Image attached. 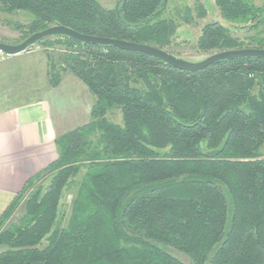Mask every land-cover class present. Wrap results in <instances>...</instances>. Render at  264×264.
<instances>
[{
  "label": "trees",
  "instance_id": "trees-1",
  "mask_svg": "<svg viewBox=\"0 0 264 264\" xmlns=\"http://www.w3.org/2000/svg\"><path fill=\"white\" fill-rule=\"evenodd\" d=\"M172 1L0 0V13L29 18L8 22L20 38L0 42L61 26L178 57L180 25L206 18L209 3L168 14ZM213 7L228 26L204 24L196 52L264 50V4ZM35 45L48 49L51 87L70 73L94 103L89 122L55 139L57 159L1 211L0 264H184L177 253L190 264H264V60L182 72L61 36Z\"/></svg>",
  "mask_w": 264,
  "mask_h": 264
},
{
  "label": "crops",
  "instance_id": "crops-1",
  "mask_svg": "<svg viewBox=\"0 0 264 264\" xmlns=\"http://www.w3.org/2000/svg\"><path fill=\"white\" fill-rule=\"evenodd\" d=\"M47 73L44 54L23 52L0 64V212L57 159L55 139L90 120L86 86L65 73L51 87Z\"/></svg>",
  "mask_w": 264,
  "mask_h": 264
},
{
  "label": "rangeland",
  "instance_id": "rangeland-1",
  "mask_svg": "<svg viewBox=\"0 0 264 264\" xmlns=\"http://www.w3.org/2000/svg\"><path fill=\"white\" fill-rule=\"evenodd\" d=\"M105 8H113L116 3L119 0H98ZM194 0H173L172 2H170L168 8H167V13L171 14L174 10L177 9H183L184 6L189 5L192 6L193 5ZM253 2L258 5L261 6L262 4H264V0H253ZM201 3H203V1L201 0ZM209 6H208V15L206 18L204 19H200L198 21H196L195 24L193 25H184L182 22L178 32H177V38L173 40L174 44H178L177 47L173 48V52L178 55L179 58L184 59L188 62H199L205 58H207L208 56L214 54V53H209V54H201L195 51V49L193 48V45L199 35L200 29L201 27L206 24V23H210L213 21H218L220 24L224 25V26H228L227 22H225L224 20H222L221 18H218V14L216 13V11L214 10L213 7V0H208ZM194 12V11H193ZM183 13V12H182ZM194 16H196V13H193ZM29 18L23 14V13H19L16 15H7V14H2L0 13V41H5L7 43H12L14 41H17L20 38V34L16 31H14L10 26L7 25L8 22L11 21H18L21 22L23 24H26L28 22ZM179 20V19H178ZM179 23V24H180ZM180 45V46H179ZM44 50H48L46 49V47H42L41 45H33V47L30 50H27L24 53H31L32 55H37V54H44L43 51ZM1 58V57H0ZM6 56L0 59V64H2L3 62L6 61ZM30 99H32V97H30ZM111 120L115 121V122H119L120 118H119V114L113 113V115H111L110 117ZM52 178V175L45 177L44 179L41 178L39 179L40 183H36L33 184L32 186L29 187V190H27V192L24 194L22 201L26 199L27 195L33 191L34 188H36L37 186H42L43 188H46L50 182ZM71 195H65L63 197L62 200V209H61V216L62 218H66L69 214V208H70V202H71ZM22 203L21 205L15 210L13 216L11 217V219L9 220L11 222H14L15 218H17L19 216V214L21 213V209H22ZM1 213V212H0ZM174 256H176L177 258H179L184 264H190L189 260L184 257L181 254H174Z\"/></svg>",
  "mask_w": 264,
  "mask_h": 264
},
{
  "label": "water",
  "instance_id": "water-1",
  "mask_svg": "<svg viewBox=\"0 0 264 264\" xmlns=\"http://www.w3.org/2000/svg\"><path fill=\"white\" fill-rule=\"evenodd\" d=\"M56 36L66 37L86 45L110 47L116 50L144 54L182 72H198L206 69L209 66L222 62L251 59L264 60V50L241 49L214 53L199 62H188L184 59L171 55L164 50H160L148 45H140L109 38L86 36L61 26H52L43 31L34 33L22 43L17 45H10L0 42V52L6 56L18 55L20 53L26 52L30 47L42 41L43 39Z\"/></svg>",
  "mask_w": 264,
  "mask_h": 264
},
{
  "label": "built area",
  "instance_id": "built-area-1",
  "mask_svg": "<svg viewBox=\"0 0 264 264\" xmlns=\"http://www.w3.org/2000/svg\"><path fill=\"white\" fill-rule=\"evenodd\" d=\"M32 47H33V46H32ZM32 47H30L28 50H30ZM5 56H6V55H4L3 53L0 52V57H1V58L5 57ZM6 57H7V56H6ZM1 58H0V59H1Z\"/></svg>",
  "mask_w": 264,
  "mask_h": 264
}]
</instances>
